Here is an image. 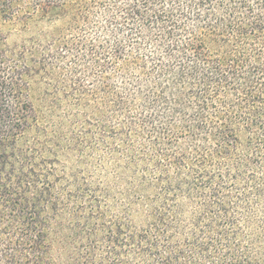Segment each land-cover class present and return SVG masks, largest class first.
Listing matches in <instances>:
<instances>
[{"label": "trees", "instance_id": "1", "mask_svg": "<svg viewBox=\"0 0 264 264\" xmlns=\"http://www.w3.org/2000/svg\"><path fill=\"white\" fill-rule=\"evenodd\" d=\"M0 21V264H264V0Z\"/></svg>", "mask_w": 264, "mask_h": 264}, {"label": "rangeland", "instance_id": "2", "mask_svg": "<svg viewBox=\"0 0 264 264\" xmlns=\"http://www.w3.org/2000/svg\"><path fill=\"white\" fill-rule=\"evenodd\" d=\"M0 23H1V21H0ZM4 30L8 31V27L5 26ZM34 34H35V32L33 30H30V31H27V32H23V33L17 34L16 36L12 37V40H16V39L21 38V37L22 38H28V37H30V36H32ZM54 88H56V82H54Z\"/></svg>", "mask_w": 264, "mask_h": 264}]
</instances>
